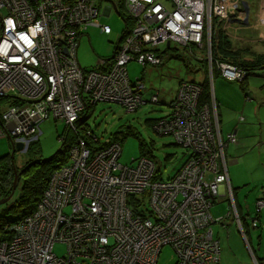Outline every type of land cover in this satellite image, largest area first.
<instances>
[{"label": "built area", "instance_id": "2783aa9c", "mask_svg": "<svg viewBox=\"0 0 264 264\" xmlns=\"http://www.w3.org/2000/svg\"><path fill=\"white\" fill-rule=\"evenodd\" d=\"M102 2L0 0V138L29 145L50 118L76 131L81 114L99 102L134 112L148 102L147 87L143 77L131 79L130 63L160 66L158 50L170 43L206 46L213 64V21L245 16L240 0H112L110 11L119 12L121 2L133 26L110 59L87 69L78 59L84 33L91 27L112 33L99 21ZM215 62L229 81L248 75L237 64ZM202 93L201 84L181 81L170 113L153 123L189 152L168 180L156 178L160 167L148 157L123 165L120 142L93 151L88 139H101L82 126L85 138L73 144L34 211L11 225V239L0 243V264H158L165 246L175 252V264H218L221 242L212 224L223 219L215 220L211 209L222 188L236 208L226 149L237 137L223 135L213 94L202 103ZM150 101L159 102L158 93ZM263 209L260 198L257 215ZM236 220L243 230L237 213ZM56 243L67 245L65 256L55 253Z\"/></svg>", "mask_w": 264, "mask_h": 264}, {"label": "rangeland", "instance_id": "374dc122", "mask_svg": "<svg viewBox=\"0 0 264 264\" xmlns=\"http://www.w3.org/2000/svg\"><path fill=\"white\" fill-rule=\"evenodd\" d=\"M119 4L120 2H118V5ZM110 7V1L105 0L102 2L99 21L102 24L110 25L112 33L105 34L102 33L99 28L91 27L81 38V43L78 48V59L81 66L84 68H95L94 66L98 65L100 60L110 59L113 55L116 43L125 31L126 24L124 19L116 9L110 11ZM109 12L110 15H108ZM246 18L245 12L244 20ZM212 25L214 26V22ZM222 25L223 28L229 30L231 33V35H229L228 32L225 31L226 37L229 38V36H231L232 39L229 40L231 43L229 46L230 52L225 55L228 59L240 61L241 63L244 55L250 57L252 53L253 56L256 53L264 54V44L250 47L247 54L239 48L242 47L240 45L242 43L241 38L249 35L250 31L244 28H233L229 26H241V23L223 21ZM236 29L240 30L237 32ZM236 32L237 35L234 34ZM238 33H240V35ZM254 44V42H250L251 46ZM175 48H177L178 51H176ZM195 48L194 51L189 50L190 53L182 54L186 51L183 47L172 44L168 49L167 44L161 45L160 50L162 52H167L162 56L163 63L160 66L150 64L143 67L136 62H132L128 65L131 79L134 80L138 77H143L148 89L145 94V98L148 99V102L138 110L129 112L124 106L111 102H99L95 106L93 113L88 119V125L102 140L114 135L125 137L122 146L123 152L120 157V162L123 165H131L133 159L141 158V156L148 157L156 162L157 167L161 168L162 178L168 180L175 177L186 163L189 157L187 151H185L182 146H178L171 135H161L153 129L152 125L153 121L165 116V112L168 110L164 104H167L176 94L181 80H194L199 82L207 78V82L210 83L212 94H214L215 84H217L218 95L221 94V91L231 87L232 89L223 97L228 106H235L230 107L232 114L235 112L236 105L240 100V94L245 97L242 91L244 83L241 84L239 81H229L222 77L220 73H218L220 70L217 64H215V68L211 70L209 69V65V68H206L207 71H204V69L201 68V62L207 59L208 53L206 50ZM252 49H254V51H251ZM180 54L181 57H179ZM187 60L192 61L194 69H188L186 67V63L190 64ZM261 77H264V74H259L258 71H255L252 75L248 76L246 82L251 92L250 98H252V102L255 103H259L264 99V91H262L264 88V79ZM237 90L239 92H237ZM156 93H158L159 102H151V96ZM217 104V111L219 114V103ZM66 126L64 122L56 121L53 118L40 123V131L35 141L38 147L37 152H39L42 158L47 159L53 156L61 148L62 137L68 129ZM224 135L226 134L224 133ZM257 143L258 141H256V146L254 148L240 151V154L233 159L237 160L238 163H235L227 156L229 172L233 175L236 183L240 185L239 187L232 185L235 190L236 204L240 215L246 219L248 225L252 224V219L257 215L256 201L264 190V168L261 164L264 163V160L257 153ZM11 151V140L8 137H1L0 158L10 154ZM226 151L228 153V148ZM29 159L30 155L27 151H16L14 164L20 168L25 166ZM20 182V179H18L16 188L20 186ZM228 199L229 196L226 195L218 197L217 202H215L216 204H214L211 209L214 219L216 220L223 217L224 220L221 223L227 225L223 228L219 222L212 224L214 234L219 237L221 241L222 255L218 264H264V227L262 230H260V226L258 228L250 227L251 243H248L238 223L233 221L232 215L234 212L231 202ZM247 205L249 206V211L247 210ZM239 207H242V209ZM230 210H232V214L230 217H227ZM7 217H12V215L7 214ZM260 236L262 237L261 241ZM54 251L58 256L63 257L67 253V245L65 243H56ZM175 262V252L170 246H165L159 255L158 264H175Z\"/></svg>", "mask_w": 264, "mask_h": 264}, {"label": "trees", "instance_id": "16d2710c", "mask_svg": "<svg viewBox=\"0 0 264 264\" xmlns=\"http://www.w3.org/2000/svg\"><path fill=\"white\" fill-rule=\"evenodd\" d=\"M105 1V0H103ZM112 1V0H108ZM120 16L124 19L126 28L124 33L122 34L119 41L116 43V46L114 49L117 48L122 42V40L126 37L129 30L133 26V22L131 21L130 17L127 15V13L124 11V8L121 5V2L119 4V12ZM128 28V30H127ZM219 28H221V24H219ZM230 41L226 37L225 32L221 29L218 34L213 38V51H214V58L231 62L234 64H237L239 66H242L246 68L249 71V76L253 74L255 71H260V68H264V54L257 56L254 58L255 61H249L244 58H242V62L240 61H233L228 59L225 55L230 52L229 46ZM176 51H178L177 48H175ZM192 51L196 49L195 47L190 48ZM160 52L161 58L167 51H161ZM189 52L188 49L182 54H187ZM190 53V52H189ZM181 57V54L180 56ZM237 59V58H236ZM238 60V59H237ZM190 64L186 63V67L188 69H191L193 67L192 61L187 60ZM191 61V62H190ZM201 68L204 69V71H207L206 68H209V62L208 60H204L201 62ZM208 66V67H206ZM215 68V65L214 67ZM210 69V68H209ZM220 73V71H218ZM261 74V72H259ZM248 80V77L241 83H244V88L242 89L246 94L249 89L248 84L246 83ZM184 81V80H181ZM179 82V84L181 83ZM191 82H196L202 85L203 87V93L201 96V102L202 103H208L211 101V87L210 83L207 82V78H204L202 81H194V80H186ZM179 86V85H178ZM248 98V96H247ZM216 101V99H215ZM217 103V101H216ZM218 105V104H217ZM96 106V105H95ZM95 106L89 107L85 112H83L80 116V120L78 123L77 130H71L67 129L66 133L64 134V139L62 141L61 148L51 157L44 159L41 155H39V152H37V142L33 141L27 150V152L30 155L29 161L25 164L23 167H17L15 166L14 162L12 161L10 154L0 158V200L6 199L12 195L11 200L0 206V243L3 241H8L12 237L11 233V225L16 223L18 220L30 215L36 205L39 199L41 198L43 192L47 188L49 181L51 179V176L53 173L58 170L59 168L63 167L69 160V153L71 150V147L74 143H76V140L79 137L85 138V132L82 128V126L90 129L88 125V119L91 116V114L94 111ZM220 117V115H219ZM155 121L152 122V125ZM237 137V136H236ZM124 136L120 137L118 135L111 136L104 140H99L98 143L94 142L92 139H88V144L91 147L93 151H97L99 149L104 148L111 142H120L123 146V140ZM176 143V142H175ZM177 144V143H176ZM178 145V144H177ZM179 146V145H178ZM186 151V150H185ZM123 152V151H122ZM189 154V152H187ZM122 156V155H121ZM189 156V155H188ZM143 157V156H141ZM189 158V157H188ZM139 159V158H138ZM137 159L132 160V164H135V161ZM15 170H17L18 174L20 173V176L18 179H20V186L18 188H15L14 190V181L16 177ZM159 175V176H158ZM157 179H162V171L161 168H158L157 170ZM233 194L235 198V190L233 189ZM130 205L137 209L140 202L136 199L135 196H132L130 198ZM7 214L12 215V217H7ZM261 214V213H260ZM259 214V215H260ZM241 219V218H240ZM242 222V220H241ZM242 226H244V223L242 222ZM245 229V227H244ZM249 240H251L248 232L245 230Z\"/></svg>", "mask_w": 264, "mask_h": 264}, {"label": "crops", "instance_id": "0c3cea01", "mask_svg": "<svg viewBox=\"0 0 264 264\" xmlns=\"http://www.w3.org/2000/svg\"><path fill=\"white\" fill-rule=\"evenodd\" d=\"M244 1L249 6L250 12L248 13L249 14L248 24H245L244 22L241 23L242 25L244 24L241 28H244L245 30H249L250 31L249 35H251V36L246 35L245 37L241 38L242 43L240 45L242 47H239V48H241V50L245 54H247L249 52L250 47H254L255 45L264 44V43H262V42H264V0H240L243 8H245L244 7L245 5H243ZM245 12H248V10L246 11V8H245ZM109 15H110V12H109ZM229 22L239 23L235 20H231ZM236 30L238 32L240 29H236ZM237 32L234 34L237 35ZM238 34L240 35V33H238ZM228 39L232 40L231 36H229ZM250 42H254L255 44L251 46ZM246 44H248V45H246ZM114 51H115V49H114ZM251 51H254V49H252ZM260 55H262V54H258V53L254 54V56H256V57L260 56ZM254 56L252 53V55L250 57L248 55H244L242 58L248 60V58L254 59L255 58ZM97 66L98 65H96L94 67H97ZM259 72H261V74H264L263 70H260ZM261 78L264 79V77H261ZM231 89L232 88L229 87L226 90L221 91V94L218 95L217 84H215V92H214V97H215L217 103H219V115H220L223 135H224V133L227 135L228 133L233 132L237 136V143L229 145L227 156H229L233 160L236 156H238V154H240V151H244L246 149L254 148L256 146V144H255L256 141H258V143H257L258 148H256L257 153L264 160V99H262V101L259 103L252 102V98H250L251 92L249 91V89L247 91V94L242 90L245 97H243L242 94H240V100L236 105L235 112L232 114L230 111V107H235V106H228V104L225 102V98L223 97ZM147 91H148V89H147ZM262 91H264V88ZM237 92H239V91L237 90ZM175 96H176V94L171 98V100L169 102H167V104H164V105H166V109L168 110L167 112H165V115L169 113V110H170L169 104L175 98ZM247 96H248V98H247ZM146 100L148 101L147 98H146ZM256 104H260V105H256ZM242 118H243V120H242ZM233 161L235 163H238L237 160H233ZM261 164L263 165L262 167L264 168V163H261ZM229 180H230V186L232 189H234L232 185H234L235 187L240 186L238 183H236V181L233 178V175L230 172H229ZM263 189H264V187H263ZM222 195L228 196L227 192H226V188H222L219 197H223ZM260 198H264V190H263V193L258 196L257 201ZM217 199H216V202H217ZM228 200L230 201V199H228ZM234 202L236 204V197L234 198ZM231 206H232V209L234 212V214L232 215L233 219H234L233 221L237 223V220H236V213H237L241 217L242 222L244 223L243 227H245V230L247 232L249 230L250 237H251L250 227L254 228L253 227V221L254 220L257 221V227H255V228H258L260 226L261 227L260 230L263 229V227H264V210H263V212H261L260 215H256V217L252 219L251 225H248L246 223V219L240 215L237 204L235 206L236 207L235 209H234L232 203H231ZM239 208L242 209V207H239ZM247 210L249 211L248 205H247ZM231 214H232V210H230L228 212L227 217H230ZM220 218H222L224 220L223 217H220ZM221 222H219V223H221ZM221 225L223 228H225L227 226L226 224H222V223H221ZM242 234L245 237H248L247 234H244V233H242ZM217 238L219 239V237H217ZM261 240H262V237L260 236V241ZM247 241H248V243H251V240H249V238L247 239Z\"/></svg>", "mask_w": 264, "mask_h": 264}, {"label": "bare ground", "instance_id": "6f19581e", "mask_svg": "<svg viewBox=\"0 0 264 264\" xmlns=\"http://www.w3.org/2000/svg\"><path fill=\"white\" fill-rule=\"evenodd\" d=\"M246 9H248V12H250V8H246ZM240 10H243L244 12H245V8H240ZM248 21H249V19H248ZM214 22V26H213V29L215 28V30H216V33L213 35V37L222 29L224 32L225 31H227L228 32V34L230 35L231 33L229 32V30H227V29H225V28H223V25H222V23H220V22H215V21H213ZM219 24H221V28H219ZM244 25V24H243ZM243 25H241V26H229V27H233V28H235V27H237V28H241ZM213 37H212V42H213ZM193 47H197V48H199V49H201V50H206L207 51V53H208V50H207V48H206V46H204L203 48H201V47H198V46H193ZM188 50H190L191 51V49H188ZM207 58H208V56H207ZM212 58L214 59V62H213V64H210L209 63V65H210V70L211 69H213V67H214V65L215 64H217L218 65V63H216L215 61L216 60H218V59H216V58H214V56H213V45H212ZM253 61V60H252ZM209 62V61H208ZM218 69L221 71V69H220V67H219V65H218ZM249 76V71H248V75L245 77V79L247 78ZM244 79V80H245ZM243 80V81H244ZM243 81H241V83L243 82ZM203 88V87H202ZM214 91V90H213ZM178 92V91H177ZM176 95H177V93H176ZM213 96H214V94H213ZM176 97V96H175ZM214 99H215V97H214ZM174 100V99H173ZM172 100V101H173ZM171 101V102H172ZM171 102H170V105H169V109H170V106H171ZM217 104V103H216ZM70 129V128H69ZM38 138V137H37ZM13 143H14V141L11 139V138H9ZM63 139H64V137H62V141H63ZM36 139H34L33 141H35ZM33 141H31L30 143H29V145L33 142ZM22 143V142H21ZM15 145H16V143H14ZM24 144V143H23ZM29 145H26L25 144V146H26V149L24 150V151H27L28 150V148H29ZM16 151H20V150H16ZM16 151H15V153H16ZM11 157V156H10ZM141 158H146V157H141ZM12 159V158H11ZM140 159V158H139ZM13 162H14V160H12ZM159 176V175H158ZM223 196V195H222Z\"/></svg>", "mask_w": 264, "mask_h": 264}, {"label": "water", "instance_id": "95a60500", "mask_svg": "<svg viewBox=\"0 0 264 264\" xmlns=\"http://www.w3.org/2000/svg\"><path fill=\"white\" fill-rule=\"evenodd\" d=\"M243 5H245L244 7L245 8H249V6L247 5V3L244 1L243 2ZM248 9H246V11H247ZM249 12H246V16H247V18L244 20V23L245 24H248V17H249V14H248ZM109 15V14H108ZM232 15H235V12H233L232 13ZM121 38V37H120ZM171 47V44L170 43H167V48L169 49ZM248 60L249 61H254V59L253 58H248ZM11 148H12V151H11V153H10V156H11V158H12V160H14V156H15V151L16 150H20V151H24L25 149H26V146H25V144H23V143H21V142H19V143H16V145L11 141ZM15 173H16V177H15V181H14V190H15V188H16V185H17V180H18V178H19V176H20V173L18 174V172H17V170H15ZM11 198H12V195L10 196V197H8V198H6V199H2V200H0V205H3V204H6V203H8L10 200H11ZM242 231V233H243V230H241Z\"/></svg>", "mask_w": 264, "mask_h": 264}, {"label": "flooded vegetation", "instance_id": "af4514ba", "mask_svg": "<svg viewBox=\"0 0 264 264\" xmlns=\"http://www.w3.org/2000/svg\"><path fill=\"white\" fill-rule=\"evenodd\" d=\"M254 61H255V60H254ZM260 70H263V71H264V68L261 67ZM256 203H257V202H256ZM263 210H264V209H263ZM263 210H262V211H263ZM262 211H261V212H262ZM256 212H257V211H256ZM261 212H260V213H261ZM240 218H241V217H240ZM253 227H254V226H253ZM254 228H255V227H254ZM243 233L246 234L244 227H243ZM245 238L248 239V237H245Z\"/></svg>", "mask_w": 264, "mask_h": 264}, {"label": "clouds", "instance_id": "9594fccd", "mask_svg": "<svg viewBox=\"0 0 264 264\" xmlns=\"http://www.w3.org/2000/svg\"><path fill=\"white\" fill-rule=\"evenodd\" d=\"M237 22H239V23H243V22H244V19H243V20H241V21H237Z\"/></svg>", "mask_w": 264, "mask_h": 264}]
</instances>
